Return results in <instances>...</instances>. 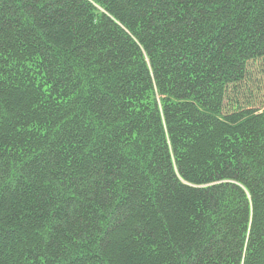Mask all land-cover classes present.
<instances>
[{"label":"trees","instance_id":"16d2710c","mask_svg":"<svg viewBox=\"0 0 264 264\" xmlns=\"http://www.w3.org/2000/svg\"><path fill=\"white\" fill-rule=\"evenodd\" d=\"M0 264H264V0H0Z\"/></svg>","mask_w":264,"mask_h":264}]
</instances>
